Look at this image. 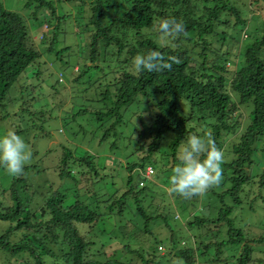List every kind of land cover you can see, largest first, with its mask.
Masks as SVG:
<instances>
[{
	"label": "trees",
	"instance_id": "16d2710c",
	"mask_svg": "<svg viewBox=\"0 0 264 264\" xmlns=\"http://www.w3.org/2000/svg\"><path fill=\"white\" fill-rule=\"evenodd\" d=\"M71 1L76 0H59ZM238 3V0L87 1L89 14L83 18L88 33L85 59L89 63L82 65L76 75L72 73L69 82L77 85L87 76L89 80L82 92L93 91L85 99L92 104L74 111L72 119L89 113L91 134L94 137L99 133V145L111 134L117 136L111 148H117L119 140L122 143L127 140L124 147L131 152L125 157V175L115 170L119 179L115 185L111 177L100 173L93 155L87 151L74 155L70 147L64 148L56 169L64 187L47 195L38 193L27 176L36 165H26L20 177L0 174V264H131L126 259L129 255L141 264H161L157 247L165 240L182 264L200 261L229 264L231 259L232 264H264L261 252L256 249L264 243V235L250 234V229L237 226L232 215L244 203L253 209L264 188V17L263 29L253 36L252 43L243 46L239 54L232 53L229 46L235 38L229 31L244 30L246 26L242 17L245 11ZM250 3L264 8V0ZM25 6L32 9L34 20L40 9L49 11L40 24L46 23L48 27L54 20L52 33L48 36L42 32L41 39L48 42L46 50L53 52L60 21L69 14L60 15L52 0H27ZM173 17L185 24V32L178 38L157 30L162 19ZM25 22L17 11L6 9L0 0V108L6 106L11 88L18 85L15 90L20 93L31 92L29 78H39L43 73L38 61L41 51L32 42ZM159 35L165 37L164 41L155 38ZM213 38L223 49H217L210 57ZM67 50L68 46L54 51L56 60L63 63L62 54ZM153 50L162 52L172 64L171 70L136 72L134 57ZM231 55L234 62L229 66ZM106 64L108 72L103 68ZM90 71L96 75L90 77ZM51 87L55 89L54 85ZM35 88L34 84L32 91ZM25 104H20L21 109L26 108ZM132 104L146 106L136 113L139 127L131 132L135 133L133 139L132 135L119 138L116 127L122 123L123 110ZM242 108L250 119L238 140L225 152L223 181L207 192L202 212L209 210V213H194L193 219L186 221L189 229L200 231L193 235L192 244L185 242L181 246L177 231L171 230L168 211L162 207L160 212L147 213L142 206L141 202L148 199L146 167L154 168L151 163L159 157L163 165L170 160L174 168L179 163L177 153L194 134L205 137L210 134L222 149V135L238 127ZM165 134H170L167 141ZM163 145L167 151H161ZM157 153L159 156L155 157ZM256 160L262 165L258 172L254 168ZM114 162L117 167L123 164ZM81 166L87 167L85 180L89 184L81 185L75 174ZM38 195L40 202L35 199ZM198 198L179 202L186 211V200ZM131 200L139 218L123 221V211L132 206ZM156 221L169 228L168 238L154 237L149 245L148 241L140 243L145 234L151 233L149 223ZM81 227L86 229L81 231ZM134 242L141 247L134 248Z\"/></svg>",
	"mask_w": 264,
	"mask_h": 264
},
{
	"label": "rangeland",
	"instance_id": "374dc122",
	"mask_svg": "<svg viewBox=\"0 0 264 264\" xmlns=\"http://www.w3.org/2000/svg\"><path fill=\"white\" fill-rule=\"evenodd\" d=\"M1 1L6 9L17 11L25 19L32 42H34L37 49L41 51V56L38 61L41 64L40 69L43 70V73L39 78L35 76L29 78V81L32 82L29 90L33 93L25 91L20 93L19 90H15L19 87L18 85H16L15 89H10L6 98V106L0 108V135L6 134L8 131H15L25 140L32 153V157L26 165L37 166L30 169L27 176L34 187L37 188L38 193L47 195L55 188L59 189L64 187L62 181H60L57 176L56 169L65 147H70L73 154L77 156L84 153V151L93 155V161L97 163L100 168V173L107 174L116 185L119 179L114 174V171L116 170L120 175H125V157L131 152L124 147L127 140L125 139L124 143L119 140L117 148H111L110 144L112 140H117V136L111 134L106 138V142L99 145V133L95 134L94 137H92L93 135L91 134L93 124L90 122L91 117L89 113L78 115L72 119V113L74 111L92 104L91 101L87 102L85 99L90 98L93 95V91L82 92L89 80L87 76H85V80L80 81L77 85L69 82L72 73L76 75L80 71L82 65L89 63V61L85 59L88 33L87 30L84 29L86 19L83 18L84 15L87 14L88 16L89 14L86 12L89 11L87 7L88 0H76L71 2L52 0L60 15L63 13L69 14L67 18L60 21L59 33L54 49V51H57L61 48H66V46L69 47V50L62 54L63 63L56 60L54 51L48 52L46 50L48 42L45 40L42 41L41 39L42 32H47L48 36L52 33L54 20L48 27L46 23L40 24V21L43 20V15H49V11L47 9H40L37 12V20H34V18L31 17L32 9L25 6L27 0ZM238 1V6L245 11L242 17L246 19V26L244 30L231 29L229 31L231 36L235 38V42L229 47L232 53L237 52L239 54L242 52L243 46L252 43L253 36L257 34L258 30L260 31V29H263L262 18L264 17V8L261 4H259V6H253V3H250L251 0ZM230 20H233L232 16ZM247 34L249 35L248 37ZM155 38H159L160 41H164L165 39L163 35H159V37ZM211 42L212 51L209 52L210 57L216 53L217 49H223V47L220 46V42L215 38L211 39ZM196 50H199V48ZM262 51V55L264 56V50ZM232 58L234 59L231 55L228 59L229 66L233 65L234 61ZM103 68L105 72H108L109 67L107 64L103 66ZM60 72H62V76ZM91 75L94 77L96 72L90 71L89 76L91 77ZM33 82L36 85L35 91H32V87L34 86ZM51 85H54L55 89H53ZM82 96L85 98H82ZM34 100H37V102ZM23 102L27 103L23 105V107H26V110L20 107V104ZM68 106H71V108H68ZM141 108L145 110L146 106L132 104L129 108L123 110L122 123L116 127V133L119 138L131 135L132 139L135 137V133L131 132H133L134 128L137 129L139 127L136 113L139 112ZM241 111L242 119L238 127L235 128L234 132L222 135L221 141L224 153L228 150L232 142L234 143L238 140L240 133L250 119L245 109L242 108ZM83 131H86L85 135L82 134ZM197 131H200V129L197 128ZM169 135L170 134H165V141L169 139ZM134 148L135 145L132 144L131 149ZM167 150V146L163 145L161 151L164 152ZM257 155L260 159V152H258ZM156 156L158 157L159 154L157 153L155 157ZM128 159L132 160V158ZM114 161H122L123 164L121 167H117ZM151 165H153L155 173H153L148 180V188L146 190L148 199L141 202L142 206L146 208L147 213L160 212L162 207L165 208L171 218L169 222L171 230L177 231L180 245L184 246L185 242L192 244L194 239L193 235L200 230L199 228L189 229L185 223L193 219L194 213L201 214L204 210V206L207 204L205 203L208 196L207 193L203 196H199L196 201H191V199L186 200L185 205L187 208H185L186 211H184L182 203L185 202V198L181 196V198L176 199L173 195L175 193L169 190V178L173 169L171 167V161L169 160L168 163L163 165L158 157ZM81 167L80 171L75 173V170L74 173L77 178L81 179V185H85L88 183V181L85 180L88 177L87 167ZM261 167L260 161L256 160L254 168H256L257 172ZM0 174L4 175L7 173L2 168L0 169ZM106 179V182L108 181L110 183L108 178ZM94 186L98 188L97 184ZM255 190L258 192L256 187ZM35 199L40 202V195L36 196ZM130 202L132 206H127L123 211V221L131 219L136 221V219L139 218L138 215L134 214L136 210L132 203L133 201L131 200ZM228 202L229 201H227V203ZM147 204L149 206H147ZM213 212H215V210ZM202 213H209V210ZM214 214L215 213H213L212 216H214ZM232 215L235 218L237 226L246 230L250 229V234L264 235V188L261 191V197L258 198L253 209H250L248 204L244 203L241 205V208L234 209ZM139 222H141L140 226H142V221L139 220ZM148 228L151 233H149V235L148 233L145 234L146 237L140 239L142 240L140 241L142 244L148 241L149 243L146 244L149 245L150 242L152 243L154 241V237L164 240L168 238L170 233L169 228L160 221L149 223ZM85 229V227L80 228L81 231ZM133 247L139 249L141 245L134 242ZM157 248L158 254L162 256L161 264H182L171 252L172 249L168 240H165L164 244H160ZM256 249L262 253H260V255L264 259V243L256 246ZM258 254H256V256H260ZM126 259L129 260L131 264H141L134 256L129 255ZM201 262L202 261H200L199 264H201ZM232 263L233 259L229 260V264Z\"/></svg>",
	"mask_w": 264,
	"mask_h": 264
},
{
	"label": "clouds",
	"instance_id": "9594fccd",
	"mask_svg": "<svg viewBox=\"0 0 264 264\" xmlns=\"http://www.w3.org/2000/svg\"><path fill=\"white\" fill-rule=\"evenodd\" d=\"M157 30L172 38H178L185 32V24L178 18L162 19ZM163 46V45H162ZM136 72L160 73L171 70L169 63L160 51H150L136 55L133 60ZM32 153L25 140L15 131L0 135V168L9 176L24 175L25 166ZM179 163L172 169L169 184L170 192L184 198L203 196L223 181V163L225 153L208 136L191 135L177 153Z\"/></svg>",
	"mask_w": 264,
	"mask_h": 264
},
{
	"label": "built area",
	"instance_id": "2783aa9c",
	"mask_svg": "<svg viewBox=\"0 0 264 264\" xmlns=\"http://www.w3.org/2000/svg\"><path fill=\"white\" fill-rule=\"evenodd\" d=\"M153 172H154L153 168L151 166H147L145 173H144V176L147 178H150L152 176Z\"/></svg>",
	"mask_w": 264,
	"mask_h": 264
}]
</instances>
